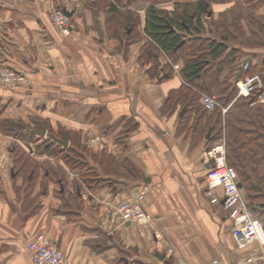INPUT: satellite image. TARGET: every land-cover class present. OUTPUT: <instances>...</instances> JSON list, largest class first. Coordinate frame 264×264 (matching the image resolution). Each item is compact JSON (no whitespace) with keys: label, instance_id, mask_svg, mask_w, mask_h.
<instances>
[{"label":"crops","instance_id":"0c3cea01","mask_svg":"<svg viewBox=\"0 0 264 264\" xmlns=\"http://www.w3.org/2000/svg\"><path fill=\"white\" fill-rule=\"evenodd\" d=\"M194 1L156 3L172 9L175 3ZM52 2L72 14L68 37L58 33L46 14ZM90 2L92 8L87 7ZM90 2L0 0V65L26 73L31 82L14 89L0 87V120H23L30 130L43 127L47 133L68 135V146L80 144L88 150L89 165L107 181L101 188L90 190L81 184L75 189L79 172L59 162L64 201L46 188L40 202L25 212L21 196L12 189L11 151L0 146V264H35L27 244L37 234L73 264H203L213 259L238 264L253 247L240 250L234 245L222 189L211 193L215 203L206 195L210 132L204 131L196 111L182 104L169 109L163 105L185 84L179 72L172 69L170 77H154L138 62L149 41L144 13L152 2L137 0L127 9H116L137 16L136 42L119 41L113 33V14L97 0ZM211 9L220 13L228 5L212 4ZM256 52L251 65H259L264 75V51ZM243 59L223 77L234 69L237 73ZM260 100L264 102L263 94ZM198 104L203 108L199 99ZM30 130L28 135L35 137ZM43 140L37 142L44 145ZM42 153L28 155L43 163L53 160ZM142 190V206L151 222L121 225L117 205Z\"/></svg>","mask_w":264,"mask_h":264},{"label":"trees","instance_id":"16d2710c","mask_svg":"<svg viewBox=\"0 0 264 264\" xmlns=\"http://www.w3.org/2000/svg\"><path fill=\"white\" fill-rule=\"evenodd\" d=\"M135 1L127 0V3L130 6ZM97 2L104 11L113 14V33L119 41L123 40L120 36L125 37L126 42L140 40L138 28L136 38L130 37L138 21L137 16L110 9L109 0ZM212 4L228 5V9L214 13ZM93 6L92 2L87 5L88 8ZM119 20L121 22L117 24L115 21ZM144 33L149 41L142 47L138 62L148 66L154 77H170L173 75L171 66L167 63L161 66L160 63L164 54L178 65L179 75L186 84L171 92L163 105L169 109L182 104L189 111H196L205 124L204 131L210 132L207 148L224 138L225 162L235 171L243 201L261 222L264 232V102L258 98V92L247 98L235 99L236 69L228 77H223L224 72L235 67L243 57L257 56L256 51L264 50V0H195L175 3L172 9L162 8L153 0L144 13ZM258 71L259 65H251L241 78ZM196 91L214 96L219 107L213 111L203 110L198 104ZM226 107L222 114L221 108ZM16 130L20 133L17 134ZM0 133L18 137L23 131L21 126L1 119ZM48 134L57 139L70 138L50 130ZM57 147L60 149L58 161L68 170L79 172L78 182L73 185L75 189L81 184L90 190L107 185V181L89 165L90 152L82 145L71 143L62 149L46 139L43 152L51 154ZM11 154L13 187L22 194L23 208L35 204L36 197L32 193L38 183V173L42 174L39 186L45 178L51 177V181L58 185L56 195L64 201L63 173L49 163L39 165L17 146L13 147Z\"/></svg>","mask_w":264,"mask_h":264},{"label":"built area","instance_id":"2783aa9c","mask_svg":"<svg viewBox=\"0 0 264 264\" xmlns=\"http://www.w3.org/2000/svg\"><path fill=\"white\" fill-rule=\"evenodd\" d=\"M110 8L117 10L127 9V3L120 0H109ZM52 26L64 37L70 34V19L56 7L54 2L50 3L46 12ZM175 73L178 71V65H173ZM30 80L26 73L17 72L9 67L0 65V87L14 89L30 85ZM237 90L236 98H247L255 92L264 91V81L260 74H252L235 82ZM199 101L206 111H213L219 107L215 97L199 93ZM227 108H221L222 114ZM205 157L212 164L207 169L204 182L206 186V195L213 203L217 202L213 198L212 192L215 189H222L223 204L227 218L231 222V239L237 249L244 250L252 248L248 254L238 260V264H264V232L261 222L258 221L247 209L240 189L237 187V176L235 171L227 166L225 162L224 138L212 143L209 149L205 151ZM145 190V188H143ZM142 192H134L127 195L116 207L115 214L121 225L129 223L130 225L149 224L152 217L142 206L144 198ZM82 197H85L84 195ZM154 236L157 238L156 233ZM27 250L32 254L35 264H73L50 240L43 234H37L33 241L27 244ZM179 264H187L180 262ZM203 264H226L221 260L213 259Z\"/></svg>","mask_w":264,"mask_h":264},{"label":"rangeland","instance_id":"374dc122","mask_svg":"<svg viewBox=\"0 0 264 264\" xmlns=\"http://www.w3.org/2000/svg\"><path fill=\"white\" fill-rule=\"evenodd\" d=\"M117 1H120V0H117ZM126 3H127V0H124ZM150 1V0H149ZM153 0H151L152 2ZM128 4V3H127ZM134 14V13H132ZM135 15V14H134ZM136 16V15H135ZM139 26V21H136L135 24H134V31L132 32L131 34V38H136V29L138 28ZM123 40L125 39V37L123 36H120ZM259 49V48H258ZM264 51V50H263ZM264 54V53H263ZM263 56V55H262ZM160 63H161V66H162V63H167L169 65H171V61L168 60L164 54H162V56L160 57ZM171 62V63H170ZM151 67V66H150ZM259 73V72H258ZM263 96H264V93H263ZM10 120V119H8ZM13 121V124L15 125H18V126H21L22 127V131H23V134H21V136H6V135H3L1 134V144L0 146H2L1 148L5 151V149H9L10 151H12L13 147L14 146H17L19 147L20 149H22L27 155L29 154V149H31L32 151L31 152H34V157H42L40 155H43V148H44V145L40 142H37L38 140V137H31L28 135V130L32 129L31 126L25 124V122H23V120H12ZM17 131V134L20 133L18 130ZM43 142H45V140H43ZM60 151V149L57 147V148H54L52 151H51V155L53 157V160H50V162H48L47 160H45L44 163H49L51 164L54 168H56L57 171L63 173V169L60 167V164H59V161H58V152ZM8 153V152H7ZM39 155V156H38ZM29 156V155H28ZM59 156V155H58ZM33 159L36 163H38L39 165L40 164H43V162H40V161H37L35 160V158H31ZM5 169L6 168V165H5ZM59 169V170H58ZM39 174V177L37 179V182L38 184L40 183V178L42 177V174L41 173H38ZM49 182H51V177H49V179L47 180H44L42 185L41 186H38V187H34V191L32 193L33 196L36 197V201H34L35 204H38L40 201V195L43 191H46L44 189V185L47 187V190H52L54 191L53 194H55V192H57L58 190V186H55L54 184L52 185H49ZM15 195H17L16 197L18 198V196L22 195L21 193H18L14 187L12 188ZM21 199V198H20ZM34 204V205H35ZM33 207V205H30V206H25V208H23L25 212H29L31 210V208ZM28 209V210H27ZM253 215V214H252ZM254 216V215H253ZM255 217V216H254Z\"/></svg>","mask_w":264,"mask_h":264},{"label":"water","instance_id":"95a60500","mask_svg":"<svg viewBox=\"0 0 264 264\" xmlns=\"http://www.w3.org/2000/svg\"><path fill=\"white\" fill-rule=\"evenodd\" d=\"M62 12L69 18L72 16V14L67 12L65 9H62ZM251 62H252L251 56H247L245 59L242 60L241 64L237 68L235 80H238L240 78L243 71L251 65ZM30 134L38 136V137H42V138H44V137L49 138L51 142L61 146L64 149H66L68 147V142L65 138L57 139V138L47 134L46 130L43 127H40L39 129H37L35 131H30ZM211 164H212V160H210V162L208 163V168ZM237 187H238V189H241V185L239 183L237 184ZM222 204H223V200H222ZM126 226H129V223H126Z\"/></svg>","mask_w":264,"mask_h":264}]
</instances>
